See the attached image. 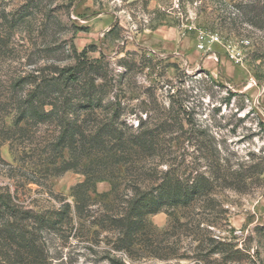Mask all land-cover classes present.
<instances>
[{"label": "rangeland", "instance_id": "obj_1", "mask_svg": "<svg viewBox=\"0 0 264 264\" xmlns=\"http://www.w3.org/2000/svg\"><path fill=\"white\" fill-rule=\"evenodd\" d=\"M80 61L97 66L69 81V99L93 78L104 106L121 103L123 133L142 121L157 137L126 178L106 160L64 171L56 121H19L20 100ZM88 117L85 129L105 118ZM173 164L191 181L206 173L215 189L180 214L189 227L173 230L172 208L149 216L129 257L108 220L126 212L128 181L151 197ZM85 171L110 181L95 184L75 230L45 234L53 264H264V0H0V191L35 212L58 211L74 207ZM198 222L239 253L187 252L193 237L206 238Z\"/></svg>", "mask_w": 264, "mask_h": 264}, {"label": "trees", "instance_id": "obj_2", "mask_svg": "<svg viewBox=\"0 0 264 264\" xmlns=\"http://www.w3.org/2000/svg\"><path fill=\"white\" fill-rule=\"evenodd\" d=\"M87 66L90 69L97 65L80 61L75 66L60 69L58 77L51 80L50 84L46 85L44 80L37 84L26 98L20 100L16 108L19 121L29 119L56 121L59 127L56 148L63 155L64 171L70 169L80 171L83 163L88 160L91 165L98 167L103 160H106L111 163L112 169L122 174L130 169L135 155L155 149L157 137L153 132H143L145 123L142 121L138 123V129L135 131L125 124L130 133H123L116 124V118L119 119L123 110L121 103L110 102L104 106L102 101L106 91L103 86L91 82L93 78L88 85L81 88L76 101L69 99L72 93L69 81L77 80V75L84 72ZM47 106L50 110L45 109ZM97 113L105 117L102 124L85 129L83 126L85 116L90 118L88 116ZM92 150H97V153L93 154ZM174 165H168L167 170L162 173L163 179L160 184L150 188L155 189L151 197H144L145 193L138 181H128L125 188L129 189L132 197L126 212L108 220L114 229L112 235L116 237L119 245L117 249H123L129 257L137 249V240L148 224L149 216L164 208H172L173 230L189 227L187 223L181 221L180 214L193 210L202 200H209L215 189V184L210 181L206 173L199 174L191 181L189 177L183 178ZM213 170L217 174L222 171L220 165ZM87 171H85V182L76 186L73 191L74 207L70 203H63L58 211L35 212L17 205L9 192L0 191L1 264L54 263L55 258L52 256L45 234L57 231L59 227L65 229L71 227V230H75V220L84 219L85 214L90 212L91 193H96L95 184L100 181H110V178L98 172L89 174ZM123 174L125 178L129 176L128 173ZM111 184L113 191L118 189L114 182ZM155 191L157 196H154ZM171 222L165 232L170 230ZM94 224L95 220L90 221L91 226ZM213 226L212 223L198 222L197 232L203 233L206 238L201 241L193 237L186 251H200L206 245L209 257L239 253L238 250H234L235 246L213 235L209 229ZM180 243L181 241H176L173 245L176 247ZM190 260L198 261L197 258ZM115 264L126 263L118 261Z\"/></svg>", "mask_w": 264, "mask_h": 264}, {"label": "built area", "instance_id": "obj_3", "mask_svg": "<svg viewBox=\"0 0 264 264\" xmlns=\"http://www.w3.org/2000/svg\"><path fill=\"white\" fill-rule=\"evenodd\" d=\"M202 35V34H201ZM217 39V38H216ZM204 47V45H200V48H203Z\"/></svg>", "mask_w": 264, "mask_h": 264}]
</instances>
